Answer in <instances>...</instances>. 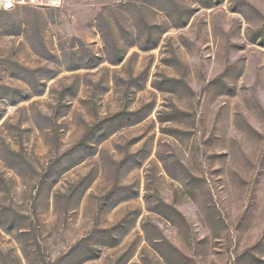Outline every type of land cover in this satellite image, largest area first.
Returning <instances> with one entry per match:
<instances>
[{
  "label": "rangeland",
  "instance_id": "obj_1",
  "mask_svg": "<svg viewBox=\"0 0 264 264\" xmlns=\"http://www.w3.org/2000/svg\"><path fill=\"white\" fill-rule=\"evenodd\" d=\"M0 264H264V0L0 9Z\"/></svg>",
  "mask_w": 264,
  "mask_h": 264
},
{
  "label": "built area",
  "instance_id": "obj_2",
  "mask_svg": "<svg viewBox=\"0 0 264 264\" xmlns=\"http://www.w3.org/2000/svg\"><path fill=\"white\" fill-rule=\"evenodd\" d=\"M24 3V0H0V9L9 11Z\"/></svg>",
  "mask_w": 264,
  "mask_h": 264
}]
</instances>
